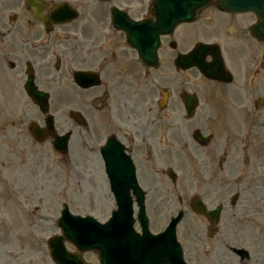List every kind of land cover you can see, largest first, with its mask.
<instances>
[{
  "label": "flooded vegetation",
  "instance_id": "obj_1",
  "mask_svg": "<svg viewBox=\"0 0 264 264\" xmlns=\"http://www.w3.org/2000/svg\"><path fill=\"white\" fill-rule=\"evenodd\" d=\"M41 1L42 17L63 3L77 17L53 26L55 32L51 33L0 31V55L6 59L2 64L14 68L7 60L19 62V56H31L33 64H44L47 56L57 52L58 83L71 84L78 96L87 98L90 111H80L83 120L74 122L70 113L59 118L61 128L68 121L74 128L69 150L76 181L81 177L94 180L99 169L100 183L108 185L109 178L124 180L122 162H127L128 155L137 183L141 187L150 184L147 189L153 190L155 180L143 168L172 165L180 151L187 153L188 161L201 165L214 158L218 161V177L208 173L209 182L189 198L225 200L231 193L227 185L236 177L237 181L246 180L242 194L259 190L254 185L264 183V0H236L242 8L234 12L221 10L217 0H211L194 23L181 24L159 37L155 67L139 62L125 33L111 26L109 15L116 7L134 21H153L144 15L143 0ZM19 11L28 15V22L34 20L28 6ZM35 22L43 28L42 23ZM197 44L207 47L202 58L208 76L176 64L179 56L187 55ZM78 71L97 74L99 85L80 89L72 81ZM189 103L193 108L190 113ZM104 147L116 162L108 175L100 156ZM110 194L108 189L105 195ZM234 221L232 213L231 231ZM224 237L230 241L234 234L225 233ZM0 264L15 262L10 257L0 259ZM217 264L239 262L220 258ZM249 264H264V256L254 253Z\"/></svg>",
  "mask_w": 264,
  "mask_h": 264
},
{
  "label": "rangeland",
  "instance_id": "obj_2",
  "mask_svg": "<svg viewBox=\"0 0 264 264\" xmlns=\"http://www.w3.org/2000/svg\"><path fill=\"white\" fill-rule=\"evenodd\" d=\"M150 1L143 0L144 11ZM20 7L22 0H0V31L28 33L42 30L35 26L32 19L28 22V15L21 13ZM13 14L17 18L14 22L9 21V16ZM19 58H23L20 64L12 59L7 60L16 64L15 69L9 70L2 64L6 59L0 57V259L12 257L15 264H52L49 261L46 241L53 234L59 233L56 221L62 203L68 205L71 213L91 215L100 222L109 218L115 205L105 195L104 184L97 181L101 176L100 169L94 180L81 177L76 181L71 174V167L74 165L71 166L70 160L73 161V158H70V153L67 157L56 153L52 148L51 138L37 143L30 136L29 124L43 125V116L22 88L25 81L24 59L31 56ZM54 62L53 57L47 56V68L38 64L33 65V69L37 86L51 95L49 113L54 116L58 133L59 114L67 113L74 107L70 94L72 86L69 84L61 88L57 84L58 74L53 68ZM61 89L68 95L67 102L59 100ZM83 100L87 107L81 110L89 114L87 98L83 96ZM185 154L187 153L184 152L183 155ZM94 163L99 167L97 160ZM79 165L80 168L83 167L82 162ZM168 167L177 175L176 184L172 185L162 175H159L160 182L154 184V193L158 196L165 194L166 197H157L152 191H148L147 206L152 217L151 229H163L174 210L175 213L178 209L186 211V216L177 227V237L187 264H217L219 241L225 233L234 234V239L224 241L226 244L248 250L251 257L254 253L264 256V183L254 185L259 190L253 188L243 194L242 183H237L235 187L230 185L228 188H232L231 193L235 194L239 189L241 194L234 208L224 210L221 219L226 213L232 212L234 229H222L221 225L217 240H207L205 233L202 234L203 222L199 217H192L186 204L190 196L196 191H202L205 183L209 182L207 173L211 172L210 163L206 166L199 165L194 160L188 161V158L181 157L175 166ZM165 169L160 168V172ZM143 171L147 169L143 168ZM202 201L207 206L215 202L210 199ZM228 201L229 199L224 203L226 207ZM219 256L223 259L230 258L229 254ZM85 259L89 264H98L92 254H85Z\"/></svg>",
  "mask_w": 264,
  "mask_h": 264
},
{
  "label": "water",
  "instance_id": "obj_3",
  "mask_svg": "<svg viewBox=\"0 0 264 264\" xmlns=\"http://www.w3.org/2000/svg\"><path fill=\"white\" fill-rule=\"evenodd\" d=\"M226 1L232 0H221L220 6L224 10H233L231 5L226 4ZM207 2L208 0H154L153 15L156 18V29L151 33L154 43L147 49V52L139 51L141 61L144 64L152 63L155 59L157 35L170 32L180 22L193 21L197 11ZM74 16L71 15L69 20ZM35 17L37 18V16ZM132 45L140 48L138 44L133 43ZM25 91L38 105L40 111L47 113L48 95L37 90L33 85L31 74L25 84ZM45 125V129H39L36 125L31 126L32 134L39 135V140L47 132H53L51 116L46 118ZM68 137L69 134L55 138L54 148L61 153H66ZM115 199L118 210L112 213V218L105 224H100L91 217L72 216L69 214L67 206L63 205L58 226L62 229L65 237L77 248L78 255L65 254L60 244L61 238L53 237L49 241V246L52 248L51 257L55 263L84 264L80 257L81 254L92 251L96 253L100 264H184L182 252L174 236L175 226L181 219L182 213L171 220L166 234L144 239L132 229L134 220L132 219L131 199L120 196ZM137 202L140 207L138 219L142 227L145 225L143 232L147 233L142 199ZM167 251L170 254V261L164 256Z\"/></svg>",
  "mask_w": 264,
  "mask_h": 264
}]
</instances>
